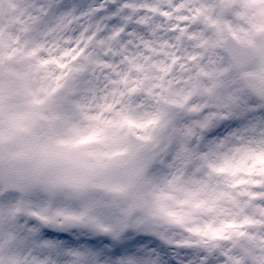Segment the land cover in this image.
Masks as SVG:
<instances>
[{"label": "clouds", "instance_id": "1", "mask_svg": "<svg viewBox=\"0 0 264 264\" xmlns=\"http://www.w3.org/2000/svg\"><path fill=\"white\" fill-rule=\"evenodd\" d=\"M129 260L264 264V0H0V264Z\"/></svg>", "mask_w": 264, "mask_h": 264}, {"label": "snow or ice", "instance_id": "2", "mask_svg": "<svg viewBox=\"0 0 264 264\" xmlns=\"http://www.w3.org/2000/svg\"><path fill=\"white\" fill-rule=\"evenodd\" d=\"M48 247L55 248L57 246V242L55 240H49L45 242ZM127 264H134L132 260H129Z\"/></svg>", "mask_w": 264, "mask_h": 264}]
</instances>
